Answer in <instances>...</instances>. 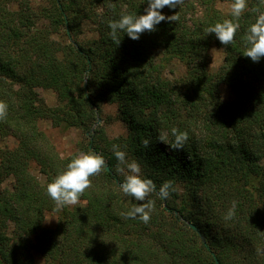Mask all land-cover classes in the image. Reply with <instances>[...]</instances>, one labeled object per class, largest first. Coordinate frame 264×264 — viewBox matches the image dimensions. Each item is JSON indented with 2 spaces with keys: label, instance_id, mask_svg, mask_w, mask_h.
Listing matches in <instances>:
<instances>
[{
  "label": "trees",
  "instance_id": "trees-1",
  "mask_svg": "<svg viewBox=\"0 0 264 264\" xmlns=\"http://www.w3.org/2000/svg\"><path fill=\"white\" fill-rule=\"evenodd\" d=\"M218 1L233 2L165 6L160 11L178 14V21H163L138 40L120 32L117 46L108 21L145 14L147 0H0V101L8 105L0 141L17 140L14 148L0 145V264H36L35 253L43 264H264L257 254L264 249V57L243 55L253 9L264 10V2L247 0L234 21L235 39L225 46L206 34L233 19ZM86 24L96 37L80 38ZM213 45L224 52L216 72ZM174 59L186 72L171 79L165 68ZM222 84L233 99L222 97ZM38 87L55 91L57 105L49 106ZM105 104L117 106L126 134L108 138L101 125L92 130ZM42 119L64 131L81 129L86 140L62 156ZM173 128L188 133L181 150L168 145ZM114 144L156 185L144 202L122 192ZM81 152L103 156L110 170L91 177L83 204L57 208L46 186ZM10 177L11 187H4ZM166 181L175 191L161 199ZM148 201L154 208L147 224L126 218ZM233 201L235 217L225 220ZM48 212L57 215L55 227L44 224Z\"/></svg>",
  "mask_w": 264,
  "mask_h": 264
},
{
  "label": "clouds",
  "instance_id": "clouds-1",
  "mask_svg": "<svg viewBox=\"0 0 264 264\" xmlns=\"http://www.w3.org/2000/svg\"><path fill=\"white\" fill-rule=\"evenodd\" d=\"M182 3L183 0H147L145 14L122 13L119 19L109 20L108 27L111 30L109 35L117 46L121 42L120 32L127 33L128 37L133 40H138L142 33L155 31L156 26L163 21H178V14L166 16L160 10L165 6L174 9ZM109 6L111 7V5ZM247 7V0H233L230 5V14L233 19H225L215 23L206 29V34L214 33L220 43L225 46L232 44L239 28V24L234 21L239 19ZM253 11L256 13V19L243 37L245 42L243 55L251 58L254 62H258L261 57H264V10L257 7ZM7 114L8 105L0 101V121L5 120ZM171 133L174 141L168 145L173 150L183 149L189 139L188 133L176 128H173ZM166 139V136L163 135L159 138L165 143ZM150 143L149 139L142 140L144 148H148ZM112 150L118 161L116 171L124 175V180L120 186L122 192L134 197L137 201L144 202L151 193L156 191V185L151 179L142 177L140 165L136 161L129 162L126 159V153L120 149L119 145L114 144ZM105 167L106 162L103 156L94 152H81L75 155L65 169L47 184V194L55 202L57 208L79 205L81 196L92 186L91 177L99 175ZM170 191H175V189L171 181H166L160 186L158 195L161 199H167ZM153 208L154 201L140 203L126 214V218L135 219L139 216L141 221L147 224L151 219L150 212ZM235 211L236 202L233 201L224 219H233ZM257 254L264 255V249H257Z\"/></svg>",
  "mask_w": 264,
  "mask_h": 264
},
{
  "label": "rangeland",
  "instance_id": "rangeland-1",
  "mask_svg": "<svg viewBox=\"0 0 264 264\" xmlns=\"http://www.w3.org/2000/svg\"><path fill=\"white\" fill-rule=\"evenodd\" d=\"M232 3L229 1H218L216 6L224 11H230V5ZM200 9L198 10V12ZM200 13V12H199ZM97 36V32L93 29V25L86 24L85 31L80 35V38H93ZM211 54V64L210 67L212 71L216 72L223 64L224 61V52L223 48L217 45H213L210 50ZM166 75L175 79L182 76L186 72V65L184 61L180 59H174L172 62L167 64L165 68ZM222 97L225 100L233 99L234 94L232 90L226 84L220 86ZM37 91L45 99L46 103L49 106H56L58 103L57 94L52 89H45L38 87ZM100 120V121H99ZM98 125H101L104 128L105 134L108 138H115L119 135H124L127 132V127L125 123L117 118V106L115 104H105L103 106V112L101 116L99 115L97 122L93 126L92 130ZM40 127L46 132L48 137L54 142L57 147V150L62 156H68L73 152L78 151L79 143L86 140V134L77 128H72L67 131L61 130L60 128L54 127L52 122L49 119L40 120ZM89 134V133H88ZM2 147L14 148L17 146V140L13 137L4 138L0 141ZM32 172L44 182L46 177L40 172L39 167L36 163L32 164ZM13 183V178L10 177L4 183V187H11ZM83 201H80V204H83ZM176 213H178L176 211ZM57 215L55 213L48 212L45 216L44 224L47 227H55L57 224ZM36 264H43L41 256L35 253Z\"/></svg>",
  "mask_w": 264,
  "mask_h": 264
},
{
  "label": "water",
  "instance_id": "water-1",
  "mask_svg": "<svg viewBox=\"0 0 264 264\" xmlns=\"http://www.w3.org/2000/svg\"><path fill=\"white\" fill-rule=\"evenodd\" d=\"M99 121H100V120H99ZM106 169H107V170H110V166H109L108 164H106ZM190 225H191V227H193L195 230H198V228H197V226H196L195 224L190 223ZM216 264H218V261H217Z\"/></svg>",
  "mask_w": 264,
  "mask_h": 264
}]
</instances>
